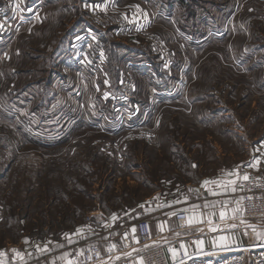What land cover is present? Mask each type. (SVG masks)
Listing matches in <instances>:
<instances>
[{
  "label": "rangeland",
  "instance_id": "374dc122",
  "mask_svg": "<svg viewBox=\"0 0 264 264\" xmlns=\"http://www.w3.org/2000/svg\"><path fill=\"white\" fill-rule=\"evenodd\" d=\"M91 1L0 0V250L41 240L48 222L71 226L124 167L170 177L173 161L183 179L195 153H208L207 134L222 139L233 127L253 145L264 136V0H186L175 10L169 0H114L137 30L99 32L106 55L95 71L71 45L87 26L98 37ZM159 41L175 57L172 73L152 51ZM225 112L241 127L224 124ZM248 141L228 144L243 155ZM249 220L260 223L246 244L264 241V219Z\"/></svg>",
  "mask_w": 264,
  "mask_h": 264
},
{
  "label": "crops",
  "instance_id": "0c3cea01",
  "mask_svg": "<svg viewBox=\"0 0 264 264\" xmlns=\"http://www.w3.org/2000/svg\"><path fill=\"white\" fill-rule=\"evenodd\" d=\"M111 2L116 4L114 0L105 1L110 7ZM80 19L77 20L78 25ZM77 23L72 25H76L72 30L76 29ZM65 53L71 56L70 49L62 51L63 55ZM223 114L226 118L224 124L241 127L240 118L233 117V113ZM223 128L222 139L212 133L199 140L207 144L209 151L207 154L195 153L194 160L189 163L192 170L190 175L179 178L176 175L179 170L173 161L169 168L170 171L174 168L175 174L170 177H167L168 168L150 165L124 167L120 175L112 174L111 177L116 178L113 186L100 191L97 198H89L91 206L81 217L71 218V226L67 227L61 221L48 222V230L43 231L41 240L29 237L20 243H13L16 246L13 251L0 250V264H58L66 255L80 252L91 239L104 243L118 235L123 226H130L133 232L135 223L141 218L151 224L154 245L181 241L190 255L219 258L250 243L245 231L254 230L259 221L235 219L237 203L230 199L229 194L242 178L264 169V136L253 145L254 141L238 134L233 127ZM238 139L249 140L245 142L247 146L243 148V155H238L228 144ZM205 181L208 183L205 184ZM79 195L78 192L75 197H69L67 202H78ZM199 199L213 209L210 222H206V215L198 204ZM189 200H193L192 203ZM179 210H186L189 214L191 223L188 221L185 230L177 228L175 214ZM89 215H92L91 220H88ZM123 222L126 224L122 225ZM251 244L264 247L261 240L251 241ZM46 254L51 255L49 261L43 258ZM111 262L114 260H105L100 264ZM137 264L142 263L137 261Z\"/></svg>",
  "mask_w": 264,
  "mask_h": 264
},
{
  "label": "built area",
  "instance_id": "2783aa9c",
  "mask_svg": "<svg viewBox=\"0 0 264 264\" xmlns=\"http://www.w3.org/2000/svg\"><path fill=\"white\" fill-rule=\"evenodd\" d=\"M105 1L95 0V3L91 1L86 4L90 7L89 17L98 28V37L87 26L72 42L74 57L82 59L92 71H95L97 62L102 64L106 55V47L100 39L99 32L115 29L117 33H123L129 27L137 30L138 19L127 18L124 14L114 12L113 5L110 7ZM148 40H152L151 37H148ZM155 44L158 47L153 46L152 51L160 56L166 71L172 73L174 55L164 43L159 41ZM229 197L237 203L235 219H264V173H253L247 179L240 180ZM198 204L206 215V222H209L213 216V209L208 207L203 199H199ZM91 219L92 215H89L88 220ZM175 219L178 230L187 228L189 214L186 210H179L175 214ZM129 227H120L118 235L110 237L104 243L97 242V239L89 240L80 252L66 255L58 264H100L112 259L114 262L107 264H137V261H141L142 264H264V247L245 244L240 249L219 258L213 255H190L181 241L154 245L151 224L145 218L135 223L133 232ZM50 259L51 256H47L44 260Z\"/></svg>",
  "mask_w": 264,
  "mask_h": 264
},
{
  "label": "trees",
  "instance_id": "16d2710c",
  "mask_svg": "<svg viewBox=\"0 0 264 264\" xmlns=\"http://www.w3.org/2000/svg\"><path fill=\"white\" fill-rule=\"evenodd\" d=\"M177 3L180 4L182 7L186 6V4H187L186 0H169L167 2V4H169L171 7L170 9H173V10H175V5ZM82 21H83V19H82ZM79 23H81V20ZM103 39L106 41V44L109 45V38L107 36H105V37H103Z\"/></svg>",
  "mask_w": 264,
  "mask_h": 264
},
{
  "label": "snow or ice",
  "instance_id": "6c2138e0",
  "mask_svg": "<svg viewBox=\"0 0 264 264\" xmlns=\"http://www.w3.org/2000/svg\"><path fill=\"white\" fill-rule=\"evenodd\" d=\"M245 179H247V177H245ZM204 183L207 184L208 181H205ZM221 215H223V213H222ZM189 223H191V221H189ZM126 255H127V254H126Z\"/></svg>",
  "mask_w": 264,
  "mask_h": 264
},
{
  "label": "bare ground",
  "instance_id": "6f19581e",
  "mask_svg": "<svg viewBox=\"0 0 264 264\" xmlns=\"http://www.w3.org/2000/svg\"><path fill=\"white\" fill-rule=\"evenodd\" d=\"M103 34V33H102ZM90 74V73H89ZM166 81V80H165ZM128 87V86H127Z\"/></svg>",
  "mask_w": 264,
  "mask_h": 264
}]
</instances>
